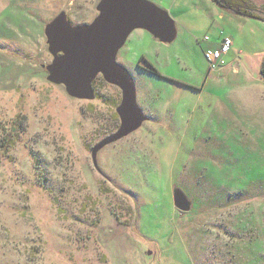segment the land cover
Listing matches in <instances>:
<instances>
[{
    "label": "rangeland",
    "instance_id": "rangeland-1",
    "mask_svg": "<svg viewBox=\"0 0 264 264\" xmlns=\"http://www.w3.org/2000/svg\"><path fill=\"white\" fill-rule=\"evenodd\" d=\"M98 1L0 0V264H264V21L146 0L175 36L134 29L117 51L146 120L94 164L120 90L98 75L85 100L49 82L44 29L60 14L90 23ZM220 33L226 64L208 71Z\"/></svg>",
    "mask_w": 264,
    "mask_h": 264
},
{
    "label": "water",
    "instance_id": "water-1",
    "mask_svg": "<svg viewBox=\"0 0 264 264\" xmlns=\"http://www.w3.org/2000/svg\"><path fill=\"white\" fill-rule=\"evenodd\" d=\"M95 9L97 16L88 24L71 25L60 14L44 29L48 51L54 55L46 66L49 82L63 84L70 96L85 100L93 97L91 83L98 75L120 90L119 127L91 148L94 164L99 149L135 131L146 120L136 104L131 76L115 62L117 51L134 29L146 30L164 42L175 36L167 13L146 0H99ZM249 12L264 21L263 11L252 8ZM172 202L180 212L190 209L189 200L177 188L172 190Z\"/></svg>",
    "mask_w": 264,
    "mask_h": 264
},
{
    "label": "built area",
    "instance_id": "built-area-1",
    "mask_svg": "<svg viewBox=\"0 0 264 264\" xmlns=\"http://www.w3.org/2000/svg\"><path fill=\"white\" fill-rule=\"evenodd\" d=\"M220 36L219 44L216 47L207 48L203 51V58L207 64L208 71L226 64L225 56L231 47L232 41L230 37L224 36L221 33ZM203 39L208 40L207 36H203Z\"/></svg>",
    "mask_w": 264,
    "mask_h": 264
},
{
    "label": "trees",
    "instance_id": "trees-1",
    "mask_svg": "<svg viewBox=\"0 0 264 264\" xmlns=\"http://www.w3.org/2000/svg\"><path fill=\"white\" fill-rule=\"evenodd\" d=\"M213 1L219 8L223 10H227L235 15H240L247 18L258 19L255 15L249 12V9L254 8L248 0H211ZM259 75L264 80V57L259 66ZM40 176V175H39ZM40 179V177H38Z\"/></svg>",
    "mask_w": 264,
    "mask_h": 264
},
{
    "label": "crops",
    "instance_id": "crops-1",
    "mask_svg": "<svg viewBox=\"0 0 264 264\" xmlns=\"http://www.w3.org/2000/svg\"><path fill=\"white\" fill-rule=\"evenodd\" d=\"M158 1L162 2V1H164V0H158ZM253 20H258V19H253ZM259 21H260V20H259ZM220 37H221V36L219 35V39L216 40V41H213L211 44L208 45L207 48H213V47H216V46L219 44ZM228 52H229V51H228ZM227 54H228V53H227ZM227 56H228V55L225 56V59H227Z\"/></svg>",
    "mask_w": 264,
    "mask_h": 264
}]
</instances>
